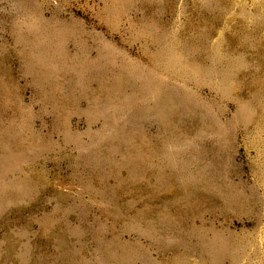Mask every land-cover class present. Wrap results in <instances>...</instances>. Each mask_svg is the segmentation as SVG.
<instances>
[{"label":"rangeland","instance_id":"obj_1","mask_svg":"<svg viewBox=\"0 0 264 264\" xmlns=\"http://www.w3.org/2000/svg\"><path fill=\"white\" fill-rule=\"evenodd\" d=\"M0 264H264V0H0Z\"/></svg>","mask_w":264,"mask_h":264}]
</instances>
